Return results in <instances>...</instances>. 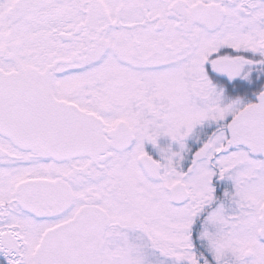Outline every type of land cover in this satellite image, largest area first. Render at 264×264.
Segmentation results:
<instances>
[{
    "label": "snow or ice",
    "instance_id": "obj_1",
    "mask_svg": "<svg viewBox=\"0 0 264 264\" xmlns=\"http://www.w3.org/2000/svg\"><path fill=\"white\" fill-rule=\"evenodd\" d=\"M0 264H264V0H0Z\"/></svg>",
    "mask_w": 264,
    "mask_h": 264
}]
</instances>
